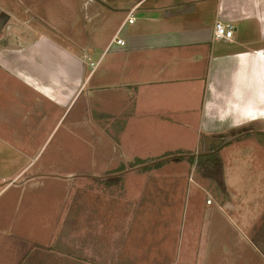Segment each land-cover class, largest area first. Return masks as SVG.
Segmentation results:
<instances>
[{
  "label": "crops",
  "instance_id": "crops-1",
  "mask_svg": "<svg viewBox=\"0 0 264 264\" xmlns=\"http://www.w3.org/2000/svg\"><path fill=\"white\" fill-rule=\"evenodd\" d=\"M56 4L70 10L68 24L93 26L87 46L69 43L78 52L30 27L51 25L43 10ZM131 11L134 21L127 23ZM217 20L233 24L232 41L212 43ZM111 21L116 24L110 37L92 46L98 27ZM0 25V264H195L214 246L205 235L214 234L210 218L227 209L241 214V204L248 209L246 204L259 200L246 175L257 164L243 153L257 149L264 161V0H0ZM25 28L30 41L23 38ZM119 30L124 45H110ZM92 99L95 128L110 122L112 130L120 122V138L124 132L145 138L150 130L167 129L176 137L205 138L207 156L214 153L215 138L227 139L230 156L205 163L200 179H190L196 189L184 201L186 214H192L187 241L183 187L118 176L110 178L107 196L88 187L76 189L72 199L76 180L100 178L63 173L51 159L36 161L43 149L38 138H49L78 103L87 111ZM80 121L87 127L76 115L68 127ZM248 137L252 147L241 144ZM64 148L57 147L69 151ZM184 150L178 158L191 157ZM132 162L115 170L129 177L146 167ZM127 164L132 168L125 170ZM120 184L123 198L116 193ZM136 190L160 204L144 210V200L134 199ZM211 191L217 193L215 204L209 197L200 204ZM196 208L209 210L196 217ZM239 229L242 234L232 241L235 260L248 238L246 228ZM250 244L262 247L258 240Z\"/></svg>",
  "mask_w": 264,
  "mask_h": 264
},
{
  "label": "rangeland",
  "instance_id": "rangeland-1",
  "mask_svg": "<svg viewBox=\"0 0 264 264\" xmlns=\"http://www.w3.org/2000/svg\"><path fill=\"white\" fill-rule=\"evenodd\" d=\"M19 11L23 16V10ZM43 11L47 14L45 16L48 17L47 19L49 20V22H51V25L47 26L44 23L38 25L34 24L33 22L30 26L33 31L38 30L44 33L45 35L50 36L60 45L69 46L72 49H75L77 46H72L71 44H69L70 42L78 45H88L89 42L87 41V35L90 32L91 27L93 26L84 25L81 21H79L78 23L76 22L75 24H68V20H70V10L67 11L66 9L63 10L61 8H58L57 4L54 5V8ZM115 24L116 21H111L108 22L107 25H100L98 27V30L96 31V34L94 33L95 35H93V41H91L92 46H95L96 44L94 40H96L97 44L100 45L102 42L105 41L106 36L110 37V35L113 33ZM23 32L24 34L25 32L27 33V35H24L23 38L28 37L27 39L29 40L27 41H30V35L28 36V34L31 33L28 32L26 28ZM66 38L70 40L68 41L66 40ZM3 43L4 42H2L1 44ZM75 52H78V50L75 49ZM92 59L95 60L94 57H92ZM92 69L93 65H90L89 70ZM91 85L92 84L90 83L89 87ZM82 104L83 103L81 102L78 103L75 107H73L70 114L67 116L65 122L62 124L65 118L64 117L49 138H47L45 141L43 139H45L46 137H44L43 139L38 138L40 145L43 144V149L36 161L41 163L43 161L51 159L54 161V163H56V166H58L59 170L63 173H71L74 175V177L79 175L90 174L100 178L94 180L87 179L86 181H83L82 178H79L80 181L76 180L75 183H73L74 185L71 186L72 199H74L75 192L77 193L76 189L84 188L79 189L81 191L86 190V188L88 187H91L93 191H95V187H97L98 191L104 192L103 195L107 196L108 193L111 192V186L109 184L110 178H116L118 176H120L121 180L130 177L137 179L140 177L146 179L156 178L160 180L161 186L164 185V188L169 187L168 185H165V183L176 185L179 188L183 187V190H185V195L182 199L181 206L184 203L183 221L184 223L185 221H187L184 226L190 223L192 214L190 212H187L186 214V205L184 202L186 201V196H189L190 199L192 197L194 198L195 196L193 191L196 189V182H190V179L199 180L200 168L204 167L205 163L206 165L212 164L211 161L206 159L207 155L205 153L209 149L207 145L203 144L204 142H206V139L202 138L198 139L197 141L196 136L188 135L183 137H176L174 136L173 132L171 133V131L167 129H155L152 131L150 130L148 132V136H146L145 138H138L134 135H125L124 132V137L120 138L119 136H117V134L120 133V131H117V128H120L122 123L120 124V122H117L116 124H113L111 130V126L109 127L110 122H106L108 127L106 128L105 126H103V128H100L101 130H99L98 126L95 128L93 99L92 104L89 105L88 103L87 111L85 110V107ZM75 115L78 116L80 119L85 118V125L88 123L87 127L85 126L81 128L82 122L80 121L78 126L73 125L69 128L68 126L70 122L71 124L73 123V117ZM99 123H97V125ZM157 125L158 123L156 122V126ZM101 133L104 134L103 138H101L102 140H100L99 138ZM245 139L246 138H244L243 140ZM215 140L216 146H218V152L216 151V157L213 160L225 161L226 157H229L231 154V145H220L222 141H219V139L216 138ZM251 141L252 140L248 137L246 141L241 142V144L243 146L252 147ZM58 145L68 147L64 149H69V151H59L57 149ZM113 146L116 147L114 151L112 148ZM220 148L223 150H221ZM169 149H172V151L169 152L172 154V156L169 157L172 158L169 159V161H162L163 159L167 158L166 151H169ZM182 149H185V154L190 153L188 155H191L190 158H195L196 163L193 162L192 164L191 161L186 158V156H184L181 160L177 161L176 158L182 155V153H180ZM177 150H179V152H177ZM262 155L263 154L261 151L250 148H247L245 150V153H243V158H247L248 160L253 161L257 164V167L249 168V172H246V175L248 177L252 176L253 180L250 181L254 183V186L252 185L251 188L255 189V195L259 197V200L249 202V204L252 206H249L246 204V202H244L246 206L249 207L248 209H243V204H241V214L237 212H231V209H227V211L225 210V212L222 214L218 212V215L215 214L214 216H212L210 218V223H212L210 229H214V234L212 233L213 237L209 232H205V235L206 237L210 236L214 246L212 248L211 254L208 257L201 258L200 261L196 262L195 264H264V161L261 159ZM201 157L202 160L200 162H203L204 164L202 167L201 164H198V159H200ZM174 158L175 160H173ZM136 160L145 162L143 165L147 168L144 170L138 169L141 171L131 173L129 177L126 176V174H118L117 172L119 168L115 170V167L118 166L119 163H127L129 161H133V164ZM153 161L159 162L150 165L149 162ZM233 162L235 161L233 160ZM197 166L198 168H196ZM131 168V164H127L125 170ZM125 173H127V171ZM211 174L212 172L210 171L205 172L206 176H210ZM100 176H103L104 178H101ZM175 179H181L183 181L179 182ZM136 183L137 180L135 181V184ZM123 187V184H120L116 188V193L119 194L120 198H123ZM112 190H114V187ZM134 194L135 200H144L142 205L145 208L143 209L147 211H149L148 207L153 208L150 203L157 202L158 206L161 201L159 198H153L155 200H148V197L142 199L143 197H141V194L137 190L134 192ZM216 195L217 193L215 191H211L209 194H206L205 196L199 199L200 204H202V202L206 203L207 197L210 198H208V200L213 201L215 204L214 196L216 197ZM136 204L139 205V202H136ZM147 204L148 207H146ZM157 210L158 209L154 208V211ZM207 210L209 209L206 208L203 214H205ZM261 211L262 215L259 217ZM196 212L198 213L196 214V217H202L203 214L200 213V211L198 212L197 208L195 210V213ZM255 227H257V232H254ZM187 228L188 225L186 227V231H184L183 234L184 241H187ZM217 228L219 233L216 232ZM239 228H246L245 233L247 234L248 238L246 247L241 249L243 254L239 255L235 260L234 257L237 252L233 250L232 241H234L235 236H239L240 234H242V230L240 231ZM256 240H258L259 243L262 244V247L260 244H250L254 243ZM222 242L223 245H226V250L228 251V253L227 251L226 253L222 251ZM182 261L184 262V264H190L188 259H181V262Z\"/></svg>",
  "mask_w": 264,
  "mask_h": 264
},
{
  "label": "built area",
  "instance_id": "built-area-1",
  "mask_svg": "<svg viewBox=\"0 0 264 264\" xmlns=\"http://www.w3.org/2000/svg\"><path fill=\"white\" fill-rule=\"evenodd\" d=\"M133 11H131L126 18L127 23H133L134 17H133ZM235 28L233 24L230 23H224L219 20H217L214 24L213 34H212V43L217 45L221 43L230 42L233 39ZM120 30L115 34L112 41L110 42V45L113 43L117 45H124V41L119 38ZM207 203H210V201H207Z\"/></svg>",
  "mask_w": 264,
  "mask_h": 264
},
{
  "label": "trees",
  "instance_id": "trees-1",
  "mask_svg": "<svg viewBox=\"0 0 264 264\" xmlns=\"http://www.w3.org/2000/svg\"><path fill=\"white\" fill-rule=\"evenodd\" d=\"M248 129V128H247ZM245 131H248V130H241V131H239L238 133L240 134V133H243V132H245ZM231 133H233V132H231ZM237 133V134H238ZM233 136V135H232ZM227 141V139H225V140H222V142H221V144L220 145H223V143H225ZM219 145V146H220ZM218 149V146H215V147H213L212 148V151H214V153L211 155V156H206L207 158L206 159H208L209 161H211V162H214L215 160H213L215 157H216V150ZM182 158H178V159H176V160H181ZM191 162L193 161V158H188ZM199 160V165L201 164V167L204 165L203 164V162H200L201 160H202V157L200 158V159H198ZM145 162H143V161H140V160H136L135 161V165H141V164H144ZM150 163V162H149ZM147 167H145L144 169H146Z\"/></svg>",
  "mask_w": 264,
  "mask_h": 264
},
{
  "label": "flooded vegetation",
  "instance_id": "flooded-vegetation-1",
  "mask_svg": "<svg viewBox=\"0 0 264 264\" xmlns=\"http://www.w3.org/2000/svg\"><path fill=\"white\" fill-rule=\"evenodd\" d=\"M0 30H1V25H0ZM214 162H215V161H214ZM214 162H213V163H214ZM213 163H212V164H213Z\"/></svg>",
  "mask_w": 264,
  "mask_h": 264
},
{
  "label": "water",
  "instance_id": "water-1",
  "mask_svg": "<svg viewBox=\"0 0 264 264\" xmlns=\"http://www.w3.org/2000/svg\"><path fill=\"white\" fill-rule=\"evenodd\" d=\"M170 158H172V157H170ZM170 158H167V159H170Z\"/></svg>",
  "mask_w": 264,
  "mask_h": 264
}]
</instances>
